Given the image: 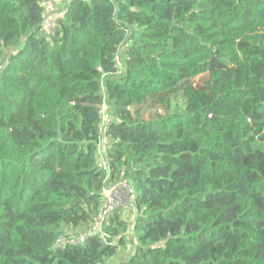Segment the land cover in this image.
Here are the masks:
<instances>
[{
  "label": "trees",
  "instance_id": "obj_1",
  "mask_svg": "<svg viewBox=\"0 0 264 264\" xmlns=\"http://www.w3.org/2000/svg\"><path fill=\"white\" fill-rule=\"evenodd\" d=\"M46 1L0 0V264H264V0Z\"/></svg>",
  "mask_w": 264,
  "mask_h": 264
},
{
  "label": "built area",
  "instance_id": "obj_2",
  "mask_svg": "<svg viewBox=\"0 0 264 264\" xmlns=\"http://www.w3.org/2000/svg\"><path fill=\"white\" fill-rule=\"evenodd\" d=\"M70 0H48L45 3H47L46 6L49 8L52 5H55V3H68ZM46 11V9H45ZM62 15L60 14L59 17H54L49 19V21L45 24V26L42 28V36L51 37L55 34L57 27H58V20L60 19ZM116 63H118V58H116ZM104 107H102L99 111V116L102 118L104 126L107 123V115L105 113ZM102 126V128H103ZM104 141L103 139H100L98 143V156L101 160V167L102 170H106V165L104 163ZM103 194V204L100 211L98 223L96 224L93 231H97L100 233L101 228L104 226V224L107 222V220L110 218V216L114 213L116 209L124 208L128 209L131 212L135 210L134 208V191L130 184H128L126 181L121 180L118 181L114 185H104V188L102 189ZM86 231H81L78 236L73 237L70 241H65V237L60 236L56 241V247L59 249H63L66 244L70 245L71 247L78 246L82 244L85 240ZM102 241H104L102 235H100Z\"/></svg>",
  "mask_w": 264,
  "mask_h": 264
},
{
  "label": "rangeland",
  "instance_id": "obj_3",
  "mask_svg": "<svg viewBox=\"0 0 264 264\" xmlns=\"http://www.w3.org/2000/svg\"><path fill=\"white\" fill-rule=\"evenodd\" d=\"M46 5H47V3H44V8L46 9V12H47V17H49L50 19L53 18V17H55V14ZM56 17H59V14H57ZM206 78H207V76L197 77L195 79L190 80L189 83H188V85H192V86H199L200 84L202 85L205 82ZM162 105H163V103H160L157 100H156V102H148V103H146L143 106L142 115L145 117V119L151 118L154 115L162 112L161 111V108L163 107ZM105 143H106V140H105ZM78 234H79V232H78ZM124 256H125V254H120L118 256V258L115 259L116 260L115 263L120 262L124 258Z\"/></svg>",
  "mask_w": 264,
  "mask_h": 264
},
{
  "label": "crops",
  "instance_id": "obj_4",
  "mask_svg": "<svg viewBox=\"0 0 264 264\" xmlns=\"http://www.w3.org/2000/svg\"><path fill=\"white\" fill-rule=\"evenodd\" d=\"M50 9L52 10V12H54V13H57V12H59V11H61V4L60 3H55V5H52L51 7H50Z\"/></svg>",
  "mask_w": 264,
  "mask_h": 264
},
{
  "label": "water",
  "instance_id": "obj_5",
  "mask_svg": "<svg viewBox=\"0 0 264 264\" xmlns=\"http://www.w3.org/2000/svg\"><path fill=\"white\" fill-rule=\"evenodd\" d=\"M118 9H119L118 5H115V14H114L115 21H117L116 17H117Z\"/></svg>",
  "mask_w": 264,
  "mask_h": 264
}]
</instances>
